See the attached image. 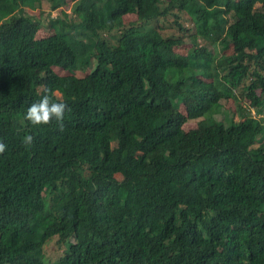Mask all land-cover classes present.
<instances>
[{
	"label": "trees",
	"instance_id": "trees-1",
	"mask_svg": "<svg viewBox=\"0 0 264 264\" xmlns=\"http://www.w3.org/2000/svg\"><path fill=\"white\" fill-rule=\"evenodd\" d=\"M48 1L38 38L0 0V264H45L51 243V264H264V0H75L81 23ZM174 8L207 45L175 51ZM259 91L256 115L219 119ZM45 94L70 109L62 131L25 119Z\"/></svg>",
	"mask_w": 264,
	"mask_h": 264
},
{
	"label": "rangeland",
	"instance_id": "rangeland-1",
	"mask_svg": "<svg viewBox=\"0 0 264 264\" xmlns=\"http://www.w3.org/2000/svg\"><path fill=\"white\" fill-rule=\"evenodd\" d=\"M222 1V0H221ZM15 2V13H26L29 14L41 21V28L40 31L37 33L38 38H42L46 35H49L52 33V28L49 26V19L55 18L61 14V8L58 10H53L51 2L48 0H43L41 5L36 8H33L31 6L26 7L22 4V0H14ZM75 6V0H66V3L63 7L64 14L66 15V19L69 22L71 18H76L77 16L73 12V8ZM174 14H180V18L176 20L173 19V15L169 16L165 20H168L167 22L164 21L163 25V32L165 35H169L172 37H180L182 40V44L175 47V51L186 55L190 51H193L197 44L199 45H207V42L203 39H201L197 34L195 33V25L191 18L188 17L186 13H180L178 9L174 8ZM42 12L48 13L47 17H44V14ZM43 18V19H42ZM173 19V20H172ZM81 23V18L78 17L75 19L74 23L77 22ZM138 21V17L136 14H128L126 16H123V19L121 22H123L121 28L128 27L133 22ZM174 21H178L180 24H182V29H180L179 25L176 23L173 24ZM120 27V26H119ZM117 32V29L107 33L106 35L113 39L112 35H114ZM220 53H229L231 54L233 52V48L230 47L226 51H223L222 46L219 47ZM56 70L61 74H71L73 71H66L62 70L61 68H56ZM78 75H84V72L76 71ZM241 90V89H240ZM261 95V92H258V95L254 101H249L244 96L241 95L240 92H238V95L233 96L232 98L223 99L222 104L224 106V112L222 113V116L219 117V119H227L228 122H235L240 121L244 119V117L240 114V111H237L241 107L250 108L253 115H256L258 113V105L260 103L259 96ZM183 111H185L184 106L181 108ZM264 120V112L260 114ZM198 119H189L185 127L187 129H191L196 127ZM117 176H120L118 174ZM264 218V214H262ZM41 232H39L40 234ZM67 248L66 245H63L62 247L57 246L55 243H51L50 245H45L44 252H45V264H51V262L55 261L59 257H61Z\"/></svg>",
	"mask_w": 264,
	"mask_h": 264
},
{
	"label": "clouds",
	"instance_id": "clouds-1",
	"mask_svg": "<svg viewBox=\"0 0 264 264\" xmlns=\"http://www.w3.org/2000/svg\"><path fill=\"white\" fill-rule=\"evenodd\" d=\"M106 34L107 32L103 33V35ZM66 111H70V109L65 102L56 101L53 99L51 94H45L40 100L31 103V105L26 110L25 119L33 126L47 125L55 119L60 130L62 131ZM33 141L34 137L31 134H26L22 139V143L25 147H30L33 144ZM6 147V144L0 141V154L5 152Z\"/></svg>",
	"mask_w": 264,
	"mask_h": 264
}]
</instances>
